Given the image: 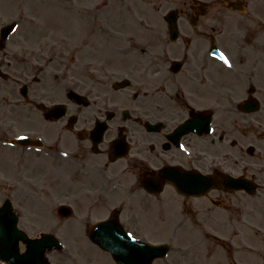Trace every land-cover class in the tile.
I'll list each match as a JSON object with an SVG mask.
<instances>
[{"label":"flooded vegetation","instance_id":"obj_1","mask_svg":"<svg viewBox=\"0 0 264 264\" xmlns=\"http://www.w3.org/2000/svg\"><path fill=\"white\" fill-rule=\"evenodd\" d=\"M26 1L5 39L0 4V63L19 94L42 76L26 86L44 141L28 161L50 172L52 199L77 206L78 233L103 214L133 235L157 219L192 236L182 261L264 264V0H63L61 31L52 4ZM48 58L65 60L64 89L31 63ZM164 169L195 194H154Z\"/></svg>","mask_w":264,"mask_h":264},{"label":"rangeland","instance_id":"obj_2","mask_svg":"<svg viewBox=\"0 0 264 264\" xmlns=\"http://www.w3.org/2000/svg\"><path fill=\"white\" fill-rule=\"evenodd\" d=\"M7 13L8 12H6L4 14H7ZM56 34L58 35V33H56ZM48 81H49L50 85L53 84V86L57 87L58 89L63 88V85H62L63 79H60L58 81V80H54L50 77V79H48ZM19 119H21V118H19ZM21 124H25L26 126L30 125V124H27L23 121L21 122ZM26 128H31V127H26ZM21 129H23V128H21ZM15 155L18 156L17 151L0 149V165H2L6 170L5 171L3 168L0 169V204L2 203V200L7 196L14 198V200H16L17 202H20L21 197L24 195V192L27 190L25 187H23L21 189V191L18 192L19 193L18 196L15 195V193H14V192H16V190L18 188V186H16L17 177H16V173L13 172L14 170H13V167L10 163V160H11V158H14ZM1 156H3V157H1ZM45 190H46V188H42V192H43L42 194L46 196ZM27 197H28V195H27ZM32 202H33L32 199L27 200L26 205L29 208H33L34 206H36V212L35 213H37L38 217H40L39 212L41 209H43L45 207V204L35 203V202L32 203ZM42 214L46 215V213H42ZM37 221H43V220L38 218ZM42 227H43V229H48L47 227L46 228L44 226H42ZM35 231H36V229H32L31 233H34ZM64 236H65L66 240L68 241L67 243H69V244L74 243L75 242L74 240L78 238L76 236H71V235H64ZM80 238L85 239L84 236L79 237V239ZM83 250H84V252H82ZM75 252L76 253H75L74 260L70 259L68 262H67V260H64L62 255L58 252L56 253L55 251H53V252L49 253L48 255L52 259V261H54L55 264H115L113 262V259L110 255V253L108 254V253L102 252L101 250L98 251V249L95 247L93 248V246L91 247V246L85 245L83 249L81 246V249L79 251H77V249H76ZM0 264H5V263L0 262Z\"/></svg>","mask_w":264,"mask_h":264},{"label":"snow or ice","instance_id":"obj_3","mask_svg":"<svg viewBox=\"0 0 264 264\" xmlns=\"http://www.w3.org/2000/svg\"><path fill=\"white\" fill-rule=\"evenodd\" d=\"M221 58L225 59V63H227V59L223 56V54H221Z\"/></svg>","mask_w":264,"mask_h":264}]
</instances>
